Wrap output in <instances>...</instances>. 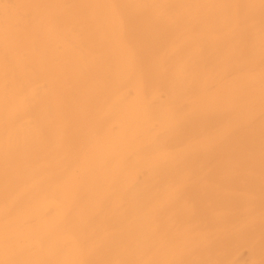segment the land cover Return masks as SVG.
I'll return each mask as SVG.
<instances>
[{"label":"bare ground","instance_id":"6f19581e","mask_svg":"<svg viewBox=\"0 0 264 264\" xmlns=\"http://www.w3.org/2000/svg\"><path fill=\"white\" fill-rule=\"evenodd\" d=\"M0 264H264V0H0Z\"/></svg>","mask_w":264,"mask_h":264},{"label":"rangeland","instance_id":"374dc122","mask_svg":"<svg viewBox=\"0 0 264 264\" xmlns=\"http://www.w3.org/2000/svg\"><path fill=\"white\" fill-rule=\"evenodd\" d=\"M205 134V133H204ZM201 137H207V134H205L204 136H201ZM218 141L216 142V141H214V142H210V143H208L206 146H208L209 145V147L211 148H209L208 150L206 149V151H209L208 153H211V155H209L210 157L212 156V159L215 157V158H217V154H219L220 155V152H221V148L220 149H218L220 152L218 153L217 151H216V155L215 156H213V152L214 151H212V149L214 148V147H218ZM220 144V143H219ZM217 147L216 148H214V149H217ZM208 148V147H207ZM201 149V148H200ZM203 149V148H202ZM201 149V150H202ZM197 151V150H196ZM212 151V152H211ZM198 152V151H197ZM197 154H199L200 155V150H199V153H197ZM214 154H215V152H214ZM205 155H207V158H205L206 160L207 159H211L209 156H208V154H205ZM201 156H203V155H201ZM207 162V161H206ZM206 162L204 163V164H206ZM208 164V163H207ZM206 164V165H207ZM203 165V164H202ZM206 165H203L204 167H206V168H210V166L212 165V162L210 161V163L206 166Z\"/></svg>","mask_w":264,"mask_h":264}]
</instances>
